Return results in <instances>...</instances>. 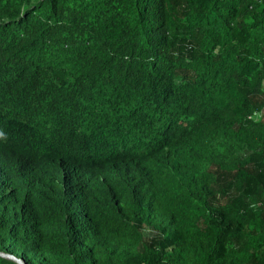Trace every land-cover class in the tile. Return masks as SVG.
Masks as SVG:
<instances>
[{
    "label": "trees",
    "instance_id": "16d2710c",
    "mask_svg": "<svg viewBox=\"0 0 264 264\" xmlns=\"http://www.w3.org/2000/svg\"><path fill=\"white\" fill-rule=\"evenodd\" d=\"M0 252L264 264V0H0Z\"/></svg>",
    "mask_w": 264,
    "mask_h": 264
},
{
    "label": "water",
    "instance_id": "95a60500",
    "mask_svg": "<svg viewBox=\"0 0 264 264\" xmlns=\"http://www.w3.org/2000/svg\"><path fill=\"white\" fill-rule=\"evenodd\" d=\"M0 255L3 256V257L12 258V259H14L18 264H26V263L24 262L23 259L18 258V257L14 256V255L7 254V253H3V252H0Z\"/></svg>",
    "mask_w": 264,
    "mask_h": 264
},
{
    "label": "clouds",
    "instance_id": "9594fccd",
    "mask_svg": "<svg viewBox=\"0 0 264 264\" xmlns=\"http://www.w3.org/2000/svg\"><path fill=\"white\" fill-rule=\"evenodd\" d=\"M78 162H82V161H80L79 159H76V162H75V164H76V163H78Z\"/></svg>",
    "mask_w": 264,
    "mask_h": 264
}]
</instances>
